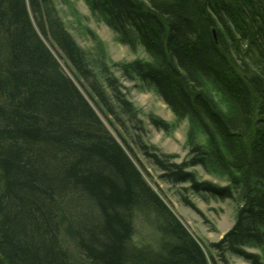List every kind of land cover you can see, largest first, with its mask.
<instances>
[{"label": "trees", "instance_id": "1", "mask_svg": "<svg viewBox=\"0 0 264 264\" xmlns=\"http://www.w3.org/2000/svg\"><path fill=\"white\" fill-rule=\"evenodd\" d=\"M83 1L150 56L116 65L123 76L189 121L185 160L149 154L165 181L233 200L234 225L213 247L264 264V0ZM101 74L137 120L104 62ZM72 77L116 113L53 0H0V264H210ZM198 166L228 184L199 181ZM140 227L149 239L137 244Z\"/></svg>", "mask_w": 264, "mask_h": 264}, {"label": "rangeland", "instance_id": "2", "mask_svg": "<svg viewBox=\"0 0 264 264\" xmlns=\"http://www.w3.org/2000/svg\"><path fill=\"white\" fill-rule=\"evenodd\" d=\"M65 29L77 45L86 53L90 66L97 74L107 94L114 104L115 114H111L91 94L90 88L81 80L74 81L86 99L95 109L112 136L125 149L149 186L161 197L169 209L180 219L193 237L201 244L210 264H250L244 259L226 253L224 258L214 249L223 236L233 227L236 217V204L231 199L222 200L207 193H195L189 183L171 184L165 181L164 172L154 165L149 154L172 156L181 163L188 154L187 134L189 121L178 120L171 109L160 98L154 87L141 80H127L116 65L132 62L136 59L151 61L144 48L139 45L135 51L122 45L116 35L96 14H92L83 0H53ZM53 50V49H52ZM55 50H53L54 52ZM55 53V52H54ZM106 63L123 87L128 102L138 112L137 120L124 114L120 105L107 88L101 74V64ZM64 70L70 74L61 61ZM215 96L217 94L214 93ZM220 103V102H219ZM225 110V105L220 104ZM161 118L169 125L164 131L152 124L151 118ZM201 182H210L223 187L228 184L225 178L208 173L201 166L191 168ZM137 229L135 242L141 244L147 239L148 232ZM147 232V233H144ZM147 234V236H146ZM260 253L259 250H249Z\"/></svg>", "mask_w": 264, "mask_h": 264}, {"label": "bare ground", "instance_id": "3", "mask_svg": "<svg viewBox=\"0 0 264 264\" xmlns=\"http://www.w3.org/2000/svg\"><path fill=\"white\" fill-rule=\"evenodd\" d=\"M115 76V75H114ZM116 77V76H115ZM117 78V77H116ZM107 85V84H106ZM108 88V87H107ZM109 89V88H108ZM110 90V89H109ZM111 91V90H110ZM149 185V184H148Z\"/></svg>", "mask_w": 264, "mask_h": 264}]
</instances>
